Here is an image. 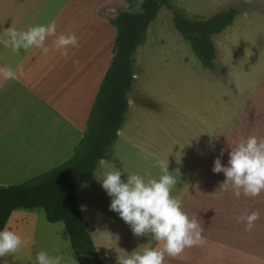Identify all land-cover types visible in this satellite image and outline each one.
I'll use <instances>...</instances> for the list:
<instances>
[{"label": "rangeland", "instance_id": "1", "mask_svg": "<svg viewBox=\"0 0 264 264\" xmlns=\"http://www.w3.org/2000/svg\"><path fill=\"white\" fill-rule=\"evenodd\" d=\"M118 1H122L121 9L108 8L112 16L141 10L139 5L131 8L123 0ZM167 1L177 13L191 20H206L230 8L236 9L237 15L231 26L213 37L217 53L213 67L208 69L200 65L189 44L175 30L172 11L166 7L159 10L134 54L133 87L128 95L123 139L120 138L123 143L120 146L114 143L107 159L122 171L124 181L127 175L137 173L146 179L158 178L162 174L158 167L161 160L171 161L168 171L177 172H173L176 181L186 175L187 179H193L210 159L215 137L220 142L235 122L238 126L247 125L245 116L259 112V102L264 97V0ZM62 21L57 26H63ZM81 21L73 19L71 24L64 25L68 28L65 34H75L78 38V47L70 48L67 57L62 56L66 60H59V71L67 81L60 85L58 79L53 90L65 88L66 92L56 98L44 97L51 102L45 107L48 113L52 112L47 117L52 116L53 120H40L44 117H28L24 113L0 120L2 186L33 178L66 161L85 130L87 116L111 58L115 30L108 21V25L102 24V19L83 30L85 25ZM50 67L45 65L44 70ZM75 67L80 69L69 80L70 74L65 70ZM242 113L245 116L236 121ZM28 124H33V130L32 137H26L27 143L30 141L33 148L34 143L37 148H43V161L35 167L34 153L24 162L14 159L19 155L15 141L21 135V141L25 139ZM50 127L55 136L53 133L49 136ZM9 143L12 147H6ZM104 171L107 169L99 165L78 191V206L101 262L118 264L120 250L131 254L142 251L145 246L119 214L110 210L111 197L102 189L100 181ZM179 184L176 183L174 193L179 187L184 189ZM5 228L20 235L23 244L16 253L0 257V264H36V255L42 250L51 256H62V264H73V261L78 264L64 225L49 223L42 209L13 211ZM106 233L114 240L109 242Z\"/></svg>", "mask_w": 264, "mask_h": 264}, {"label": "crops", "instance_id": "2", "mask_svg": "<svg viewBox=\"0 0 264 264\" xmlns=\"http://www.w3.org/2000/svg\"><path fill=\"white\" fill-rule=\"evenodd\" d=\"M112 2L119 6L111 5ZM121 2L118 0H0V68L10 66L16 72L17 77L15 80H7L0 74V120L20 113L28 117L34 116V118L43 116L44 118L40 120H53L52 116L47 117L52 112L48 113L45 107L51 102L45 100L44 97L56 98L61 92H66L65 88H59L55 92L53 89H56L58 79L61 81L60 85L67 81L66 76L59 71V60L61 62L66 59L54 49L53 37L46 41V47L49 49L47 53L39 48H30L21 50L17 54L13 53L11 48L4 46L3 41L7 39L3 34L4 29L13 27L17 30H26L30 26L47 25L55 21L57 35H67L65 33L68 28L64 25L71 24L73 19L82 20V24L85 25L83 30L97 23L98 19L104 21H101L102 24L108 25L107 21L114 17L109 14L108 8L119 10L122 8ZM99 8L106 9L99 11ZM60 19L63 20V26H57ZM45 65L57 66V68L50 67L44 70ZM79 69L80 67H75L65 70L70 74L68 79L70 80L71 74L78 72ZM259 87H262V82L259 83ZM244 116L245 114L242 113L236 121ZM14 118L17 119L20 116ZM245 118L248 121L247 125L238 126V122H235L220 142L217 139L218 136L215 137L210 159L203 168L199 169L193 179H187V175L183 178L178 177L177 182L184 189L179 187L172 194L181 201L182 208L189 217L196 215L197 219L202 221L204 243L185 249L179 257H166L165 264H264V192L255 198L243 195L236 198L231 190L225 191L220 188L225 180L224 175L220 178V173L212 171L214 161L220 156L221 150L224 151V155L220 157L221 163L226 167L229 159L228 153L241 139L249 136L264 138V97L259 102V112L247 115ZM28 125L29 127L25 128L27 131L24 134L25 139L21 141V135L19 140L15 141L14 147L19 155L14 156V159L24 162L34 153L32 163L35 167L39 164L38 162L43 161L44 155H41L43 148H37L36 143L33 148L30 141L27 143L26 137L27 135L32 137L33 130V124ZM34 128L37 131V127ZM122 128L117 133L118 146L123 143L120 139ZM51 129L52 127L48 129L49 136L51 133L55 136L56 134ZM6 147L12 146L10 144ZM45 150L47 152L48 148ZM28 153L29 156H27ZM167 162L171 163V161ZM173 172L170 173L173 174ZM253 211L259 213V219L255 222L252 231H245V224L238 222L237 218ZM138 240L145 247H156V242L151 239L150 235L138 237Z\"/></svg>", "mask_w": 264, "mask_h": 264}, {"label": "trees", "instance_id": "3", "mask_svg": "<svg viewBox=\"0 0 264 264\" xmlns=\"http://www.w3.org/2000/svg\"><path fill=\"white\" fill-rule=\"evenodd\" d=\"M139 13L119 12L108 23L115 30L111 58L99 86L86 127L66 161L40 175L17 184L0 185V230L13 211L42 209L46 220L61 222L78 264H103L98 256L87 223L78 206V191L89 181L109 152L124 125L129 109L128 95L133 87V63L150 24L162 7L172 11L173 25L187 42L200 65L212 68L216 59L213 37L232 25L237 10L230 8L206 20H191L177 13L167 0H123Z\"/></svg>", "mask_w": 264, "mask_h": 264}, {"label": "clouds", "instance_id": "4", "mask_svg": "<svg viewBox=\"0 0 264 264\" xmlns=\"http://www.w3.org/2000/svg\"><path fill=\"white\" fill-rule=\"evenodd\" d=\"M7 37L3 41L5 47L13 53L30 48H39L44 53L48 38L53 37L54 49L67 57L70 48L78 47L75 34L57 35L56 22L47 25L30 26L26 30L9 27L3 30ZM251 55V53H249ZM0 74L7 80H15L16 72L6 66L0 68ZM224 151L214 161L213 173H223L225 180L222 190H231L236 198L241 195L255 198L264 192V138L249 136L236 143L228 153L227 166H222ZM100 166L107 171L102 173L101 187L111 197L110 210L119 214L120 219L130 226L134 236L150 235L156 242V247H143L142 251L122 255L118 264H165L166 257H179L187 248L204 243L202 221L196 215L189 217L182 208L179 199L172 192L176 179L168 171L167 160L158 162L161 175L158 178H145L140 174L127 175L126 181L121 179L122 171L106 160H101ZM259 213L253 211L238 217V222L245 224V231H252ZM111 242L113 237L106 233ZM23 240L16 232L7 228L0 230V257L16 253ZM62 256H51L47 251L36 255V264H62ZM73 264L75 262L73 261Z\"/></svg>", "mask_w": 264, "mask_h": 264}, {"label": "water", "instance_id": "5", "mask_svg": "<svg viewBox=\"0 0 264 264\" xmlns=\"http://www.w3.org/2000/svg\"><path fill=\"white\" fill-rule=\"evenodd\" d=\"M101 162V161H100Z\"/></svg>", "mask_w": 264, "mask_h": 264}]
</instances>
